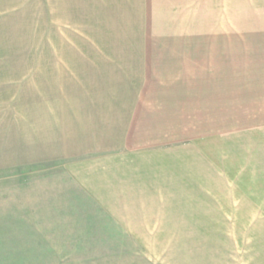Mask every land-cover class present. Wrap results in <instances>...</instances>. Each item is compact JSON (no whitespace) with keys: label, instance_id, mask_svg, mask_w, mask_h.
<instances>
[{"label":"crops","instance_id":"1","mask_svg":"<svg viewBox=\"0 0 264 264\" xmlns=\"http://www.w3.org/2000/svg\"><path fill=\"white\" fill-rule=\"evenodd\" d=\"M170 3L179 29L159 28L166 0H50L61 22H82L87 40L65 49L64 84L81 87L60 139L80 151L67 158L68 178L97 206L127 214L116 218L124 229L169 228L175 211L160 207L184 205L194 183H214L225 162L248 174L225 173L228 181L264 198V109L243 112L264 101V61L251 55L249 36L236 47L231 14L203 29L196 1ZM258 204L253 212L264 213Z\"/></svg>","mask_w":264,"mask_h":264},{"label":"rangeland","instance_id":"2","mask_svg":"<svg viewBox=\"0 0 264 264\" xmlns=\"http://www.w3.org/2000/svg\"><path fill=\"white\" fill-rule=\"evenodd\" d=\"M191 1L196 12L201 6L203 29L231 14L236 47L249 36L251 55L264 61L256 46L264 0ZM166 4L159 28H181ZM59 19L50 0H0V264H264V213L253 212L264 198L248 197L225 174H247L243 165L225 162L214 183H194L184 205L160 207L175 211L162 229L121 228L116 218L127 214L97 206L71 182L66 161L80 151L60 139L71 130L66 104L76 99L80 109L81 87L64 84L72 56L65 49L87 40L79 37L81 21ZM245 106L244 113L263 111L264 101ZM195 212L197 221L189 218Z\"/></svg>","mask_w":264,"mask_h":264}]
</instances>
